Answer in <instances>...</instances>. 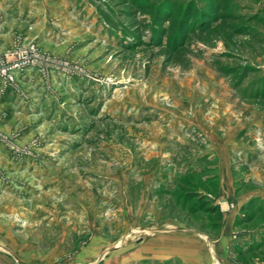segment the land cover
Masks as SVG:
<instances>
[{
  "label": "crops",
  "instance_id": "0c3cea01",
  "mask_svg": "<svg viewBox=\"0 0 264 264\" xmlns=\"http://www.w3.org/2000/svg\"><path fill=\"white\" fill-rule=\"evenodd\" d=\"M81 3L91 5L88 0H0V56L18 38L38 44L54 37V10L68 13ZM258 4L264 8V0ZM28 26L38 31L29 33ZM261 39L253 41L264 49ZM260 52L253 51V59L244 64L240 84L230 85L232 74L221 78L218 70L200 62L177 87L158 90L165 101L156 97L151 107L162 110L161 120L152 116L148 125L132 121L131 163L121 174L118 169L100 176L119 186L120 195L104 191L99 198H59L58 203L68 204L67 212L60 214L63 220L53 214L50 226L37 224L45 215L38 210L53 198H26L33 202L26 211L24 198H0V264H247L241 255L264 251V94L259 90L264 81L259 87L248 84L255 76L264 80ZM19 83L0 93V102L19 96L26 86ZM180 178L193 183L184 187L196 198L175 196ZM217 201L224 202L223 211L229 204L234 207L212 213ZM108 210L114 212L112 221L103 214ZM14 211L33 225L16 228L7 220ZM186 213H207L205 219L216 220L206 224ZM249 264H264V255Z\"/></svg>",
  "mask_w": 264,
  "mask_h": 264
},
{
  "label": "rangeland",
  "instance_id": "374dc122",
  "mask_svg": "<svg viewBox=\"0 0 264 264\" xmlns=\"http://www.w3.org/2000/svg\"><path fill=\"white\" fill-rule=\"evenodd\" d=\"M88 1L90 6L81 3L68 13L54 10V37L51 34L38 44L25 38L42 55L38 69L17 76L16 84L26 85V91L0 102V127L6 135L0 136V198H24L25 211L33 203L26 198H53L38 210L45 213L37 222L40 226H50L53 214L64 219L60 214L67 212L68 204L58 203L59 198H99L104 191L112 197L120 195L119 186L100 176L118 169L121 174L122 167L131 163L132 121L148 125L153 117L161 120L162 110L151 107L156 97L165 101L156 95L160 88L177 87L178 80L193 74L200 62L218 70L221 78L232 74L233 80L227 81L234 85L241 82L242 68L253 59V51H264L253 41L257 39L229 30V23H240L229 22L226 15L222 25L211 30L201 31L199 23L201 9L218 15L253 14L259 0H223L221 12L213 11L211 0H170L164 7L163 0ZM252 25L258 26L257 35L264 36L263 26ZM27 31L38 29L28 26ZM227 49L234 55L226 54ZM177 184L175 196L193 183L180 178ZM223 203H214L221 214L234 207L229 204L223 211ZM109 211L103 214L112 221ZM206 215L186 217L215 222L216 217L205 219ZM7 220L16 228L33 225L15 211ZM129 237L134 235L128 233ZM43 250L48 255L49 245ZM263 253L241 259L249 264Z\"/></svg>",
  "mask_w": 264,
  "mask_h": 264
},
{
  "label": "trees",
  "instance_id": "16d2710c",
  "mask_svg": "<svg viewBox=\"0 0 264 264\" xmlns=\"http://www.w3.org/2000/svg\"><path fill=\"white\" fill-rule=\"evenodd\" d=\"M218 1H216V2H215V0H211L210 1V4L213 6L212 9L215 12L216 11L221 12V11L224 10L223 9V4H221V1L223 3V0H218ZM228 1H230V0H228ZM232 1H235V0H232ZM150 2L151 1H147L148 5H149ZM165 2H169L170 3V0H163L161 2L162 5H160V6L164 7V5H166V4H164ZM169 8H170V6H169ZM208 11L209 10H207V9H201L200 10V13H201L200 18L201 19H200L199 23L202 26L201 31H204V30L207 31L209 29L211 30V29L215 28L218 25H222L221 23L223 22L224 15H226L225 17H227L229 22H239L240 23V24H230L228 22L229 23V25H228L229 28L228 29L232 30L234 33H236V35H241V36H245V37L254 38V39H257V41H261L262 40L261 39L262 35L261 34L260 35L256 34L258 26L252 25V23L264 27V8L263 7L258 8L253 14L250 13V14H244V15L236 14L235 12L234 13H231V12L223 13L222 12L221 15H218V14H211V12H208ZM185 26H187V25H184V27ZM185 39H186V37H185ZM182 43L184 45V43H186V42L184 41ZM247 69H248V67H247ZM242 71H244V68H242ZM254 71L257 72V70H254ZM245 73H246V71H244V73L241 76V82L243 80V75H245ZM224 74H226V73H224ZM226 76H228V73H227ZM260 81L263 82L264 80L263 79H256L253 82V85L259 87V84H261ZM241 82H240V79H239V83H241ZM259 90H260V92L263 91L262 93L264 94V90L263 89L259 88ZM260 92L257 90L255 95H258ZM185 186L189 187V185H185ZM184 192L185 191H180V194L184 193ZM184 195H187L188 198H191V199H194V198H196L198 196L193 190H187V192H185ZM199 200H201V203H202L203 199L199 198ZM212 210H213L212 211V213H213L214 211L217 210V208L212 209ZM251 219H252V216L249 217V220H251Z\"/></svg>",
  "mask_w": 264,
  "mask_h": 264
},
{
  "label": "built area",
  "instance_id": "2783aa9c",
  "mask_svg": "<svg viewBox=\"0 0 264 264\" xmlns=\"http://www.w3.org/2000/svg\"><path fill=\"white\" fill-rule=\"evenodd\" d=\"M41 57L34 43H27L23 37L18 38L15 47L0 56V93L4 94L9 86H14L18 75L38 69Z\"/></svg>",
  "mask_w": 264,
  "mask_h": 264
}]
</instances>
